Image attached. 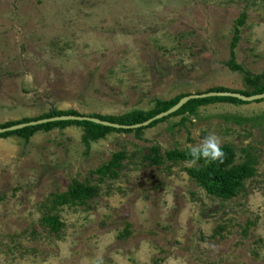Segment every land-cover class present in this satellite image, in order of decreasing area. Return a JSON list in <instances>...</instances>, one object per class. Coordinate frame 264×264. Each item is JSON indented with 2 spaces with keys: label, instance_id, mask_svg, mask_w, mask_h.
Instances as JSON below:
<instances>
[{
  "label": "rangeland",
  "instance_id": "374dc122",
  "mask_svg": "<svg viewBox=\"0 0 264 264\" xmlns=\"http://www.w3.org/2000/svg\"><path fill=\"white\" fill-rule=\"evenodd\" d=\"M244 16V24L238 20ZM264 77V0H0V125L52 111L120 117ZM264 82V79H263ZM264 84V83H263ZM209 133L257 175L207 194L195 162L152 161ZM80 126L0 138V264H264V100L197 107L141 132L84 143ZM123 153L114 173H95ZM72 180L96 190L56 206ZM62 223L52 233L43 219Z\"/></svg>",
  "mask_w": 264,
  "mask_h": 264
},
{
  "label": "trees",
  "instance_id": "16d2710c",
  "mask_svg": "<svg viewBox=\"0 0 264 264\" xmlns=\"http://www.w3.org/2000/svg\"><path fill=\"white\" fill-rule=\"evenodd\" d=\"M240 25L244 24V16L238 20ZM239 29L235 30L234 37L231 41V59L227 62L228 68L233 72H239L244 74L245 83L253 89L252 93L246 92H233L223 88H216L208 91L207 93H237L246 97L264 94V82L263 76H253L249 72H246L243 67L236 63L234 57V49L236 48L239 42ZM188 95H182L174 98L169 102H158L157 106L148 112L144 111H133L128 114H125L120 117H103L100 115H92L90 118H95L103 122H109L112 124H118L121 126H134L138 124H143L157 115L167 112L172 107H174L178 102ZM263 100L257 101L261 102ZM215 103H229V104H246L239 99L232 97H208L203 99L190 100L186 103L181 109L176 113L162 118L160 120L153 121L147 127H141L136 129V132H141L144 129L152 128L157 124L172 118L177 117L189 112H194L197 107L215 104ZM61 116H73L80 117L79 113L75 111L61 112V111H52L47 115L40 117L39 119H24L18 122H9L4 125H0V129L10 128L19 124H26L32 121H38L43 119H50L53 117ZM80 126L85 130V136L83 138L85 144L89 142H97L101 139L106 138V136L112 132L117 133H130L132 129H115L112 127H106L101 124H96L89 121H58L50 122L42 125H36L33 127H26L17 131L5 132L0 134V138H7L12 135L25 136L26 138L32 137L39 130L50 131L55 128H67L69 126ZM224 153L222 162H208L203 158H193L190 155L189 150L185 151H168L164 155L161 154L160 150L157 147L151 149L152 151V161L154 163H159L163 159L170 161H182V162H195L198 164L197 167H192L187 170L189 177L195 181V183L207 192L211 196H216L224 199H230L236 197L241 193L247 181L251 180L257 175V165L255 159L248 153L247 150H244L245 157L241 163H236V153L234 148L230 145L222 146ZM124 154L119 153L115 154L113 159L108 163V165L103 166L95 171L96 174L101 176H106L114 173V169L120 165V161L123 159ZM96 190L88 185H85L78 180H72L68 185L67 191L62 194H54L53 197V210L56 209V206H84L88 205V202L93 200L96 196ZM44 223L52 233H58L61 229L62 223L55 214H48L43 219Z\"/></svg>",
  "mask_w": 264,
  "mask_h": 264
},
{
  "label": "water",
  "instance_id": "95a60500",
  "mask_svg": "<svg viewBox=\"0 0 264 264\" xmlns=\"http://www.w3.org/2000/svg\"><path fill=\"white\" fill-rule=\"evenodd\" d=\"M208 97H232V98H236L239 99L243 102L246 103H251V102H255V101H260V100H264V94H260V95H254V96H250V97H246L243 96L241 94H237V93H230V92H225V93H204V94H198V95H188L185 96L184 98H182L178 104H176L174 107H172L170 110H168L167 112H163L159 115H157L156 117H154L153 119L143 123V124H138V125H134V126H121L118 124H112L109 122H103L100 121L98 119L95 118H90L87 116H80V117H73V116H61V117H53L50 119H43V120H38V121H32L26 124H19L16 126H12L10 128H6V129H0V134L1 133H5V132H12V131H17L26 127H33L36 125H42L45 123H50V122H58V121H89V122H93L96 124H101L103 126L106 127H112L115 129H132V130H136L139 129L141 127H147L150 123H152L153 121L156 120H160L162 118L168 117L174 113H176L179 109H181L186 103H188L190 100H195V99H203V98H208Z\"/></svg>",
  "mask_w": 264,
  "mask_h": 264
},
{
  "label": "clouds",
  "instance_id": "9594fccd",
  "mask_svg": "<svg viewBox=\"0 0 264 264\" xmlns=\"http://www.w3.org/2000/svg\"><path fill=\"white\" fill-rule=\"evenodd\" d=\"M190 155L195 158H203L208 162H222L223 150L220 138L209 133L198 145L189 148Z\"/></svg>",
  "mask_w": 264,
  "mask_h": 264
}]
</instances>
